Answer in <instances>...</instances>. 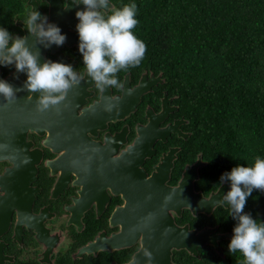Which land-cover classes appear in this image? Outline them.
<instances>
[{"label": "trees", "instance_id": "1", "mask_svg": "<svg viewBox=\"0 0 264 264\" xmlns=\"http://www.w3.org/2000/svg\"><path fill=\"white\" fill-rule=\"evenodd\" d=\"M136 4L138 24L134 34L147 46L140 65L122 69L121 79L130 74L135 81L146 72L159 76L154 91L140 107L144 118L146 103L160 107L161 97L172 99L174 118L181 120V135L159 141V152L148 161L147 170L170 146L177 150L171 182L177 183L187 164L198 163L194 190L205 198L224 190L221 176L237 165L253 166L256 157L264 158V0H112L122 8ZM30 0H0V27L16 35L19 20L26 19ZM12 66L0 65L1 78ZM146 102V103H145ZM136 116V114H135ZM138 119V120H139ZM114 205V204H113ZM106 216L93 220L87 215L85 228L77 232L74 248H82L108 226ZM245 212L258 223L264 222V192L254 190ZM175 223L189 230L208 229L221 236L216 243L199 245L192 252L174 248L175 264H244L241 253H230L228 245L237 223L230 205L218 203L209 212L184 208ZM2 240L5 264H46L31 238L17 245L10 234ZM137 246L87 252L82 248L77 260L61 257L59 264H122L131 259Z\"/></svg>", "mask_w": 264, "mask_h": 264}, {"label": "water", "instance_id": "2", "mask_svg": "<svg viewBox=\"0 0 264 264\" xmlns=\"http://www.w3.org/2000/svg\"><path fill=\"white\" fill-rule=\"evenodd\" d=\"M48 1L51 3L50 22L56 23L61 28L62 34H66V41L71 43L77 39V36L69 32L67 28L75 25L74 15L76 11L82 10L84 5L81 2L75 9L71 5L72 0H68L69 5L64 8L61 0ZM30 3L33 10L37 9L41 15H45L35 0H30ZM25 29V36H29L28 42L31 46L35 44V38L28 33L27 28ZM37 47L41 51L40 61L43 63L46 51L51 48L54 50L56 45H52L50 48H44L43 45ZM3 79L20 89L23 87L27 75L26 73H17L14 67V70ZM87 82H92L88 75L82 84L85 85ZM75 90L77 89L74 86L64 101L43 112L37 108L36 99L39 93H30L27 90L18 91L16 99L12 102H7L3 96H0V160L8 159L15 165V167L8 169L6 176L0 177V186L7 190L4 195L0 196V236L9 229L10 214L13 208L18 210L20 223L25 222L29 226L32 224L29 220L27 221L30 219L28 213L31 208L32 196L30 199L26 198L23 204H20V199L23 196L22 191L24 195L28 191L23 183L25 181L28 183L34 178L36 171L34 164L39 161L40 151L29 150L31 143L26 141V134L28 130L43 132L44 128L47 127L50 133L48 142L51 145L54 146L58 140L69 138L67 140L71 143L68 145V148L71 146L69 153L75 146L72 142L77 139V158L72 153L63 157V161L54 163V167L58 164L64 165V174L58 184V190L67 184L69 170L77 166V173L80 177L78 183L84 184V190L77 204L72 207L75 216L77 213L80 216L94 199L102 207L108 199L104 190L106 185L112 186L115 192L122 193L125 198V205L115 209L111 217L114 224L122 223V231L110 238L99 237L96 243L87 248L89 252L97 250V246L111 249L131 245L141 238L142 247L134 255L139 264H149L148 258L143 255L144 249L152 253L151 264H173L171 262V250L173 248H186L194 252L199 245L216 243L217 236H210V230L195 231L189 230L187 226H179L168 211L173 210L179 214L183 207H189L194 212H209L216 204L221 203L224 190L221 189L220 192L209 198H205L196 192L194 181L197 177V163L187 167L177 186L167 185L166 181L169 178L175 158L174 149H170L163 156L150 176L141 167L144 159L155 153L153 146L157 140H165L172 131L181 132L179 130L181 120L161 128L159 123L168 114V106L164 104L159 113L149 110V122L146 126L138 128L139 135L130 150L118 158H109L107 152L97 153L93 150L94 144L91 148V143L82 139L88 138L85 130L88 128L92 130L93 122L88 127H77V120L79 119L83 122L92 121L94 113L97 112V106L101 104L88 110L85 109L81 117L75 118L77 100L72 94ZM146 90L147 87L143 83L133 89L130 86L127 87L124 96L114 100L111 104L110 111H108L110 117L108 118L116 119L132 112L141 94ZM95 121L105 122L103 118H97ZM79 146L84 148L80 156H78ZM26 172L29 173V177L23 181L21 178ZM166 198L169 199L166 200ZM36 228L40 236V229L38 226ZM6 258L4 242L0 239V264H5Z\"/></svg>", "mask_w": 264, "mask_h": 264}, {"label": "flooded vegetation", "instance_id": "3", "mask_svg": "<svg viewBox=\"0 0 264 264\" xmlns=\"http://www.w3.org/2000/svg\"><path fill=\"white\" fill-rule=\"evenodd\" d=\"M35 1L38 3L42 12L49 18L50 21V1ZM61 3L63 4L64 8L69 5L68 0H61ZM78 3L79 0H72L71 5L76 9ZM110 4L112 5V0H110ZM24 20L25 19L19 20L21 21L19 22L21 30L16 34L17 36L23 37L26 35L25 28L27 27L23 22ZM74 20L76 22L75 25L72 27H68L67 30L75 34L77 36V39H75L71 43L66 41L63 46H56L54 50L52 48L48 49L44 55V60L51 59L55 62L62 61L63 63L71 64L74 67V71L82 76L81 83L78 86H75V89L77 90L72 92V94H74L75 100H77V108L74 115L75 118L81 117L85 109L88 110L93 106L101 104L100 106H97L98 109L97 112L94 113L92 121L83 122L81 121V119L77 120V127H88L92 124L91 122H93V125L91 126L92 130H90L89 128L85 130V134L88 138H82L83 141L88 140L89 143H91L90 147L92 146V144H94L93 150H95L97 153L99 152V154L102 152H107L109 154V158H118L123 153L128 152L131 146L135 143V139L139 135L138 128L144 127L148 124L149 110L153 111L154 113H159L163 109L164 104L168 106V114L165 116L164 120L159 123V127L161 128L166 127L167 125L174 124L177 120H179L173 117V110H175V105L171 103L172 99H169L167 97H161V104L158 109L155 107L156 103L154 101L151 100L150 102H145L147 106L144 109V118L141 120L139 119L140 117L137 116V114L141 113L140 107L145 101L147 94L154 91V87L157 85L156 82L160 79L159 76H154L153 74L147 75L146 72H144L141 73V76L137 79V81H135L133 78H131L130 74H125L121 79V83L123 84L122 88L107 87L104 92H100V90L96 88L94 81L90 83L87 82L85 85H83V81L87 79V71L85 66L83 65L82 55L78 50L79 36L78 32L76 31V25L79 23V21L76 18V15H74ZM13 70L14 66H12L11 71ZM4 77L1 78L0 75L1 79H3ZM140 83L146 85L147 90L143 94H141L134 110L116 119L108 118L110 117V112L108 111H110L109 108H111V104H113V101L116 99H121L124 96L127 87L130 86V88L133 89ZM112 111L113 109L111 110V112ZM97 118H103L105 122L100 123L95 121ZM181 125L182 122H180L179 124V130L181 131L180 133L177 131H172L165 140L159 139L155 142L153 146L155 153L152 156L145 158L141 166L145 169L147 175L150 176L155 170V166L161 162L163 156L166 155L170 151V149H174L175 158L173 159L169 178L166 181V184L169 186H177L180 183L184 175L183 173L187 169V167L194 166L196 162L193 164H187L184 167L177 183L171 182L172 169L176 160L177 152L179 151L175 146H170L167 151L162 152L158 161L152 165L153 167L150 171L147 170V166L148 161H152L153 157L156 156L159 152V141L167 142L168 138L171 135L175 134L178 136L184 132L181 129ZM49 135L50 133L47 127L44 128L43 132L28 130L26 134V141L31 143L29 150L40 151L39 161L35 162L34 164L36 168L34 178L27 183L25 181V179L29 177V173L27 172L21 178L23 181H25L23 183L24 187H26L25 189H28V191L30 190V192L28 193L27 191V193H25L26 195H24L22 191L23 196L20 199V204H23L26 198L30 199L32 196L31 208L28 213L30 219L26 218L27 221L29 220V222L32 224L29 226L28 223H20L18 221V210L16 208H13L10 214L11 220L9 229L0 236V239L2 240L3 236L5 237L7 234H10L13 242H15L17 245H20L24 238H31L32 250L33 247L35 250H37L42 261H44L46 264H59V260L63 256L68 258L70 257L73 260H77V256L81 254L82 248H85L86 251L89 252L87 248H90L92 244L96 243L99 237L105 236L107 238H110L115 234L120 233L122 231V223L114 224L111 220V217L115 209L125 205V198L123 197L122 193L118 191L115 192L112 186L106 185L104 187V190L107 193L108 199L104 202L102 207H100L98 201L94 199L90 202L88 208L80 216L78 215V213V216H75L72 207L77 204V201L81 198V193L84 190V184L78 183L80 177L77 173V166L69 170V178L67 184L62 186L61 189L58 190V184L64 174V165L58 164L54 167V163L63 161V157L72 153L75 154L77 158V139H75L76 141L74 140V142H72V144L74 143L75 146L74 149L69 153V150L71 149V146L68 148V145L71 144L70 141H67L69 140V138L65 140L63 139L61 141L58 140L53 146L48 142ZM79 147L80 149L78 156H80L81 151L84 150L83 147ZM197 166L196 170L198 175ZM13 167H15V165L12 161L8 159L0 160V177L6 176L8 169H11ZM6 191V189L0 186V196L4 195ZM224 192L225 191H223L222 195H224ZM110 205H113V209L109 213L107 228H103L101 231H99L96 237H94L93 240L88 242L84 247L75 249L73 243L77 240V232L85 228L87 215H92V219L94 221L99 220L103 216H106ZM184 208L186 207H183L182 210ZM168 212L173 216V218L176 214H178L173 210H169ZM35 226H38V229H40V236ZM210 236H217V241L221 237L219 235L212 234H210ZM2 241L4 242L5 249L8 246V243L5 240ZM129 246L138 247L137 250H135L132 254L133 257L135 253H137V251H139L142 247L141 238H139L134 244L114 247L111 249H105L97 246V250H91V252L95 253L100 250L122 249L123 247ZM173 249L171 250V255ZM11 257L12 256L9 255L7 256V258L9 259ZM129 261L130 260L122 264H126ZM171 262L175 264L172 260V256Z\"/></svg>", "mask_w": 264, "mask_h": 264}, {"label": "clouds", "instance_id": "4", "mask_svg": "<svg viewBox=\"0 0 264 264\" xmlns=\"http://www.w3.org/2000/svg\"><path fill=\"white\" fill-rule=\"evenodd\" d=\"M81 2L84 8L75 13L79 21L76 31L78 50L87 75L100 92L107 87L122 88L117 73L139 66L147 51L146 44L133 32L138 24L137 6L133 3L117 8L110 4V0H79L78 4ZM23 22L28 33L35 38V44L29 45V36H17L0 27V65L14 66L17 73H26L27 79L20 89L0 79V96L12 102L18 91L39 93L37 108L43 112L64 101L68 92L81 83L82 76L74 71L71 64L51 59L40 61L38 45L44 48L63 46L67 40L56 23L32 8L27 10ZM220 182L230 183V190L220 202L230 205L231 217L237 221L228 245L229 252L241 253L244 264H264V222L258 223L245 212L248 197L253 191L264 192V158L256 157L253 166L233 167L221 176ZM143 255L151 264L152 253L144 249ZM129 264H139L137 257L133 256Z\"/></svg>", "mask_w": 264, "mask_h": 264}]
</instances>
